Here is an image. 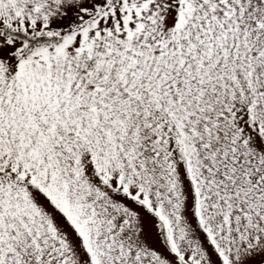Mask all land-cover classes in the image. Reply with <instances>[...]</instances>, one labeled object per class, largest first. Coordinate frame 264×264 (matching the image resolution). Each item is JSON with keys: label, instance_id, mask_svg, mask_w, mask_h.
Masks as SVG:
<instances>
[{"label": "snow or ice", "instance_id": "1", "mask_svg": "<svg viewBox=\"0 0 264 264\" xmlns=\"http://www.w3.org/2000/svg\"><path fill=\"white\" fill-rule=\"evenodd\" d=\"M0 264H264V0H0Z\"/></svg>", "mask_w": 264, "mask_h": 264}]
</instances>
